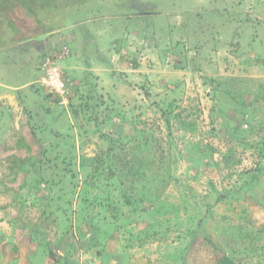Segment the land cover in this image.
<instances>
[{
  "label": "rangeland",
  "instance_id": "1",
  "mask_svg": "<svg viewBox=\"0 0 264 264\" xmlns=\"http://www.w3.org/2000/svg\"><path fill=\"white\" fill-rule=\"evenodd\" d=\"M38 3L81 69L64 107L57 44L0 51V264H264V0Z\"/></svg>",
  "mask_w": 264,
  "mask_h": 264
},
{
  "label": "crops",
  "instance_id": "2",
  "mask_svg": "<svg viewBox=\"0 0 264 264\" xmlns=\"http://www.w3.org/2000/svg\"><path fill=\"white\" fill-rule=\"evenodd\" d=\"M56 3L57 2H53V5H56ZM40 6L42 5L38 3V0H7L5 2L6 9L5 11H3L1 9L0 3V16L8 15L10 17V19L6 20V22L7 24H10L11 33H9L11 35L10 43L8 44L9 46H0V51L4 50L3 48L7 49V51L10 52H12L13 48H22V50L24 51L26 49L32 48L33 46L35 47V45L40 46L41 44L43 46V50H46L50 49L48 46L52 47V45L57 44L56 49L54 48L51 53H46L43 51L44 53L40 54L36 61L37 67L43 56H45L46 54L57 52L64 41L66 42L67 46L69 45V38L67 39V37L65 36V39L62 40V36L57 37L56 35V32L66 25L60 28L52 25H50L49 29L40 28V18L34 15V13H37ZM88 40L89 38L87 39V41ZM68 48V57L62 61L61 67L67 79L69 91L71 92L70 94L72 96V88L75 85L78 86V71L81 68H79L78 66V60L70 58V46H68ZM36 79L28 81L27 84L35 83ZM19 89V86L3 85L0 90V101H7V103H11V105L15 107L20 105V108H22V106H25L26 103L19 99L18 96L13 92ZM16 126H18V124H16Z\"/></svg>",
  "mask_w": 264,
  "mask_h": 264
},
{
  "label": "built area",
  "instance_id": "3",
  "mask_svg": "<svg viewBox=\"0 0 264 264\" xmlns=\"http://www.w3.org/2000/svg\"><path fill=\"white\" fill-rule=\"evenodd\" d=\"M68 54L69 48L64 41L57 52L43 56L38 64L40 75L36 79V83L64 107L69 104L70 91L61 63Z\"/></svg>",
  "mask_w": 264,
  "mask_h": 264
},
{
  "label": "trees",
  "instance_id": "4",
  "mask_svg": "<svg viewBox=\"0 0 264 264\" xmlns=\"http://www.w3.org/2000/svg\"><path fill=\"white\" fill-rule=\"evenodd\" d=\"M7 0H0L1 9L5 11V2ZM71 97V94H70ZM117 156V154H116ZM120 162L119 159H116ZM127 170L133 169V163L129 161L125 165ZM262 168V167H261ZM193 250L195 249L202 256H205L208 264H235L234 259L212 238L204 234H198L196 242L192 245Z\"/></svg>",
  "mask_w": 264,
  "mask_h": 264
}]
</instances>
